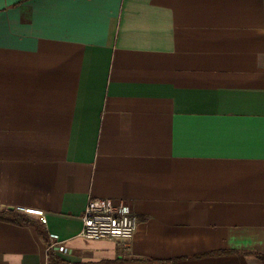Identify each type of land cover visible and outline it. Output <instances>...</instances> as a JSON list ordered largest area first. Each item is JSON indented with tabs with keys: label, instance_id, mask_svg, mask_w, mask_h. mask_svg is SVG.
Instances as JSON below:
<instances>
[{
	"label": "crops",
	"instance_id": "obj_1",
	"mask_svg": "<svg viewBox=\"0 0 264 264\" xmlns=\"http://www.w3.org/2000/svg\"><path fill=\"white\" fill-rule=\"evenodd\" d=\"M93 196L129 240L80 235ZM13 211L0 264H264V0H0Z\"/></svg>",
	"mask_w": 264,
	"mask_h": 264
},
{
	"label": "built area",
	"instance_id": "obj_2",
	"mask_svg": "<svg viewBox=\"0 0 264 264\" xmlns=\"http://www.w3.org/2000/svg\"><path fill=\"white\" fill-rule=\"evenodd\" d=\"M18 211L40 216L46 222L44 211L39 208L17 206ZM80 235L89 239L129 240L138 225L136 214L122 200L113 202L108 197L93 196L89 198L81 217ZM60 246L59 237L50 235L49 247Z\"/></svg>",
	"mask_w": 264,
	"mask_h": 264
},
{
	"label": "trees",
	"instance_id": "obj_3",
	"mask_svg": "<svg viewBox=\"0 0 264 264\" xmlns=\"http://www.w3.org/2000/svg\"><path fill=\"white\" fill-rule=\"evenodd\" d=\"M0 217H5L6 219L10 220V221H13L14 223H17V224H28V223H32L33 221L28 217L26 216L25 214H22V213H18V212H7L6 215L4 214H0ZM41 235L43 236L44 235V232L41 230L40 231ZM255 254L259 257H262L264 258V254L263 253H260V252H255ZM51 255H53V253H51ZM53 257V256H52ZM51 257V258H52ZM57 261V260H56Z\"/></svg>",
	"mask_w": 264,
	"mask_h": 264
}]
</instances>
